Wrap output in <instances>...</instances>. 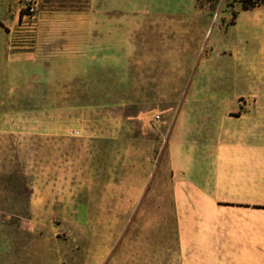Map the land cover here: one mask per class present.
<instances>
[{"label":"rangeland","instance_id":"rangeland-1","mask_svg":"<svg viewBox=\"0 0 264 264\" xmlns=\"http://www.w3.org/2000/svg\"><path fill=\"white\" fill-rule=\"evenodd\" d=\"M263 54L236 0H0V264H264V175L217 165Z\"/></svg>","mask_w":264,"mask_h":264},{"label":"crops","instance_id":"crops-1","mask_svg":"<svg viewBox=\"0 0 264 264\" xmlns=\"http://www.w3.org/2000/svg\"><path fill=\"white\" fill-rule=\"evenodd\" d=\"M261 62L263 63L261 67L264 69V54ZM258 92L255 96L251 92L248 101L256 106V110L246 113V115L244 114L245 117L249 118L251 127L248 128V126L244 125L243 128L251 134V137L248 136L247 143L242 146H230L232 148L229 149V146L226 145V151L220 156L222 160H218L217 163L218 166L223 167V170H220L223 184L221 193L225 197H227L228 189L230 188V179H227L230 176L227 174L230 173L228 171L229 169L231 170L232 166H240V168L243 167V169L249 170L247 177L250 179L251 176L253 180L249 181L248 185L254 184V180L256 181L260 175H264V76L258 87ZM255 122H257L256 125H254Z\"/></svg>","mask_w":264,"mask_h":264},{"label":"trees","instance_id":"trees-1","mask_svg":"<svg viewBox=\"0 0 264 264\" xmlns=\"http://www.w3.org/2000/svg\"><path fill=\"white\" fill-rule=\"evenodd\" d=\"M242 11H252L264 7V0H236Z\"/></svg>","mask_w":264,"mask_h":264}]
</instances>
